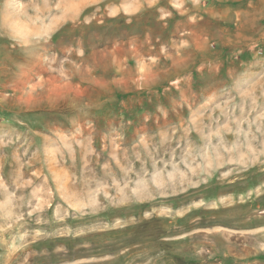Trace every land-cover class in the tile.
Masks as SVG:
<instances>
[{
  "label": "rangeland",
  "instance_id": "374dc122",
  "mask_svg": "<svg viewBox=\"0 0 264 264\" xmlns=\"http://www.w3.org/2000/svg\"><path fill=\"white\" fill-rule=\"evenodd\" d=\"M262 0H0V264H264Z\"/></svg>",
  "mask_w": 264,
  "mask_h": 264
},
{
  "label": "crops",
  "instance_id": "0c3cea01",
  "mask_svg": "<svg viewBox=\"0 0 264 264\" xmlns=\"http://www.w3.org/2000/svg\"><path fill=\"white\" fill-rule=\"evenodd\" d=\"M263 1V4H264V0H262ZM261 13H263L264 14V5H263V7H261Z\"/></svg>",
  "mask_w": 264,
  "mask_h": 264
}]
</instances>
